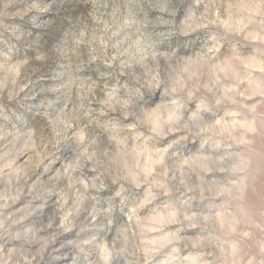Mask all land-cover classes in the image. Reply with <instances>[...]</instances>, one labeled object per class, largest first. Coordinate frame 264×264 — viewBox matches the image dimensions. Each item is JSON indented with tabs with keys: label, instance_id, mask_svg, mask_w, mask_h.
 Instances as JSON below:
<instances>
[{
	"label": "rangeland",
	"instance_id": "374dc122",
	"mask_svg": "<svg viewBox=\"0 0 264 264\" xmlns=\"http://www.w3.org/2000/svg\"><path fill=\"white\" fill-rule=\"evenodd\" d=\"M0 264H264V0H0Z\"/></svg>",
	"mask_w": 264,
	"mask_h": 264
}]
</instances>
